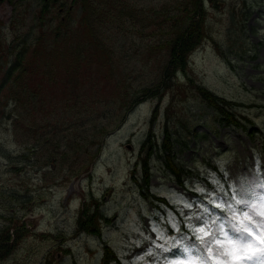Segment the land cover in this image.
Here are the masks:
<instances>
[{"label": "rangeland", "instance_id": "1", "mask_svg": "<svg viewBox=\"0 0 264 264\" xmlns=\"http://www.w3.org/2000/svg\"><path fill=\"white\" fill-rule=\"evenodd\" d=\"M58 1L70 11L69 16L78 17L73 0ZM130 1L146 7L165 0ZM39 4V0L0 1L3 42L20 29L29 30ZM205 6L206 37L188 56L186 74L236 101L230 110L240 117L241 125L226 124L192 91L185 73L176 75V83L160 101L152 129L161 142L164 123L168 124L175 161L188 173L183 184L176 183L162 155H153L151 190L169 199L172 206L165 207L141 196L132 172L150 128L155 98H145L128 111L106 134L89 170L79 177H70L69 170L60 173L59 161L46 160L40 141H31L23 150L11 125L3 121L0 227L6 221L23 222L28 232L7 257L0 258V264H47L46 258L51 264H102L104 242L113 247L122 264H201V260L221 264L214 252H208L217 247L215 241L205 238L206 243H201L197 237L204 233L195 229L204 228L222 239L231 224H239L234 217L243 219L253 205L258 214L264 211V0H205ZM130 59L132 82L145 85L158 77V69L150 62L138 60V55ZM88 193L101 200L108 218L102 221L99 236L75 231L78 209ZM182 223L187 231L179 228ZM261 233L264 229L253 236L256 249L264 248L256 238ZM65 248L69 251L64 253ZM183 249L189 252L182 256ZM253 264H264V259Z\"/></svg>", "mask_w": 264, "mask_h": 264}, {"label": "trees", "instance_id": "2", "mask_svg": "<svg viewBox=\"0 0 264 264\" xmlns=\"http://www.w3.org/2000/svg\"><path fill=\"white\" fill-rule=\"evenodd\" d=\"M39 1L28 31H16L9 42L0 36V125L3 121L11 125L23 150L31 141H40L46 160H58L60 173L69 170L70 177H76L89 170L104 137L128 111L145 98H155L133 180L142 197L169 204L151 191V158L162 155L176 183L182 184L188 172L175 161L168 124L164 123L161 142L152 125L163 95L176 83L178 72L187 73L188 56L206 37L205 0H165L146 7L130 0H73L79 9L77 18L69 16L63 4H56L58 0ZM160 52L162 59L157 61ZM134 55L158 69L153 82H132L127 62ZM186 77L192 91L226 124L241 125L240 117L230 110L236 101ZM102 221L107 218L101 200L89 193L78 209L75 231L99 235ZM27 232L23 222L6 221L0 227V258L7 257ZM68 251L65 248L64 253ZM102 256V264H120L106 243ZM46 262L51 264V259Z\"/></svg>", "mask_w": 264, "mask_h": 264}, {"label": "snow or ice", "instance_id": "3", "mask_svg": "<svg viewBox=\"0 0 264 264\" xmlns=\"http://www.w3.org/2000/svg\"><path fill=\"white\" fill-rule=\"evenodd\" d=\"M236 203L245 207L249 206L245 200H237ZM261 217H264V211H260L258 214L257 207L251 206L250 211L244 213L243 219L234 217V219H239V224H231L229 230L223 234L222 239H216V233L206 232L204 228H196L195 231L204 233L203 237H197L201 239V243H206V240L207 242L215 241L217 247L215 249L209 248L208 252L210 254L214 252L221 264H253L257 259H264V248L256 249L253 239L258 230L264 229V219ZM256 238L264 243V233ZM188 252L189 249H183L181 255L183 256ZM192 264H196V262L192 261ZM201 264H203V260H201Z\"/></svg>", "mask_w": 264, "mask_h": 264}, {"label": "water", "instance_id": "4", "mask_svg": "<svg viewBox=\"0 0 264 264\" xmlns=\"http://www.w3.org/2000/svg\"><path fill=\"white\" fill-rule=\"evenodd\" d=\"M130 145H128V147H129Z\"/></svg>", "mask_w": 264, "mask_h": 264}]
</instances>
